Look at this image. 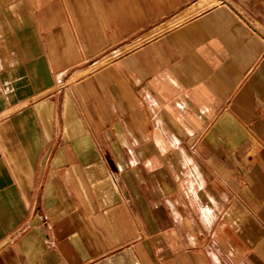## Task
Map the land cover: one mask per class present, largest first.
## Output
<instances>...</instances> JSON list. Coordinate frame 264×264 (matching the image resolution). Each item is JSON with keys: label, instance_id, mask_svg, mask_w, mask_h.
<instances>
[{"label": "crops", "instance_id": "crops-1", "mask_svg": "<svg viewBox=\"0 0 264 264\" xmlns=\"http://www.w3.org/2000/svg\"><path fill=\"white\" fill-rule=\"evenodd\" d=\"M0 264H264V0H0Z\"/></svg>", "mask_w": 264, "mask_h": 264}]
</instances>
